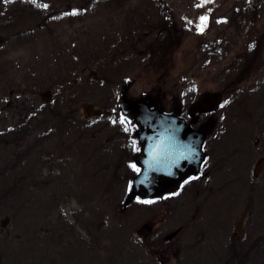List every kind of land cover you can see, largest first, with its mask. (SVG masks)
<instances>
[{"label": "rangeland", "instance_id": "1", "mask_svg": "<svg viewBox=\"0 0 264 264\" xmlns=\"http://www.w3.org/2000/svg\"><path fill=\"white\" fill-rule=\"evenodd\" d=\"M172 2L181 11L171 32L155 34L143 22H163L161 13L141 16L134 31L130 14L110 12L115 4L104 0H0V264H264V163L251 175L264 152V85L250 83L264 73V0ZM159 38L170 42L161 64L149 45ZM223 86L230 104L208 115L220 118L226 165L165 204L125 201L131 176L120 148L129 122L113 113L121 97L171 98L183 87L189 103ZM90 105L103 113L87 116ZM232 161L237 171L247 162L251 184L228 187ZM243 210L250 237L228 249ZM151 222L160 227L138 232Z\"/></svg>", "mask_w": 264, "mask_h": 264}, {"label": "flooded vegetation", "instance_id": "2", "mask_svg": "<svg viewBox=\"0 0 264 264\" xmlns=\"http://www.w3.org/2000/svg\"><path fill=\"white\" fill-rule=\"evenodd\" d=\"M89 0H85V2H88ZM105 1V7L108 6V8L111 5H114L113 7H110L109 11L110 12H123L126 14H130L127 15V19L131 16L132 20L130 25V28H133L135 31L136 27H140L141 24V16L144 17V19H151L152 17L156 16V12L157 13H161L163 15V18L165 19L163 22H151V23H147L146 21H144L143 26L148 29L149 31L154 32L155 34H157V30H158V34L162 33L163 31L166 32H171V27L173 25V15L174 14H178L180 13L179 10L180 8L174 9L173 6V0H104ZM138 3H142L144 6V9L147 12L142 11L140 8L141 6ZM156 4H160L159 7H157ZM87 8V7H86ZM85 7H83L80 12L85 13L86 9ZM147 8V9H146ZM150 10V11H149ZM132 12V13H130ZM108 14V13H107ZM132 14H134V16H132ZM147 16V17H146ZM146 17V18H145ZM140 25V26H137ZM141 28V27H140ZM149 33V34H151ZM152 35V34H151ZM125 38L127 39V42L129 44H133V45H139V39L138 38H133V42L130 41V35L125 34ZM3 40V38H0V43ZM157 43H151L149 45L152 46V48L154 49L153 52H151L152 56L153 55H157L158 59L160 61L161 64V60L163 59H167L168 55H167V49L170 46V42H168L166 39H157L156 40ZM216 41H219V39H217ZM155 42V40L153 41ZM150 55L149 59L150 61L153 62V60H151L152 56ZM155 55V57H156ZM159 64V66H160ZM164 65L162 64V67ZM152 67V65H151ZM157 71L155 72L157 75V77L161 76V75H166L168 76L167 72L164 69H160L157 68ZM247 77V76H246ZM252 79L250 81V83L254 84L255 86L260 85L263 86L264 85V73L261 76H257V75H252ZM240 76L235 80H230L229 82L233 84V86L237 83H239L238 81L240 80ZM233 89H241V86H236L233 87ZM186 88V85L184 86ZM189 87V86H187ZM184 88V89H185ZM190 88V87H189ZM183 87L182 89L178 92V94H173L171 95V98H165L163 96H161V92L159 91L158 93H156L155 95H152V98H150L148 95H143V96H139V98H144L150 105L151 107H157L159 109H163V111L169 112V113H174L177 114L178 116H182L184 118L185 122H188L190 124V126H192L195 129H198L202 132H204V137L201 143V150L204 153V157L201 160L199 166H198V170L196 172H192L191 174L187 175L186 177H184L182 180H180V182L177 184V187L173 188L172 190H170L168 193L163 194L160 197H156L153 198L152 200H160L162 203L165 204V199H169V198H177L180 197V195L182 194V192H186V193H190L192 191H197L203 187H205V185L208 183L207 179H208V175L215 172L216 169L221 168V163L223 164V166L226 165V163L222 162V158L220 157V149L221 146L219 145L221 141H223L222 137L226 136V135H222L220 133H218L219 131V126L221 125V123L219 122L220 118H214L212 116H209L210 111H214L215 113V108H218L219 106H225L228 104H230V101H227L228 97H223V99L221 98V95H225V88L224 86L222 87V89H219L217 91H213L212 92H202V93H198V96H195V98L187 103V99H186V90H184ZM195 93V91H194ZM239 94V93H236ZM213 95H217L218 99L217 101L213 104L210 101V98ZM126 95L122 96L125 97ZM236 96V95H235ZM233 96H231L230 98L232 99ZM189 98V97H188ZM201 112V113H200ZM103 113V110L100 109L99 110V115ZM113 113L116 114V116H120V120H125L127 122H129V127L127 128V130H129V135L128 138L126 139V142H124V144L122 145V147L120 148V150L123 152V154L125 156H127V159H125V167H127V169L130 171L129 173H127V178L129 176H131V178H129L130 180V184H131V179L132 176L138 172V169H140L139 165H137L135 159L138 155V153L140 152V143L137 139V132H138V126L136 124V122L128 117H125L121 114L120 110L118 111H113ZM198 113V114H197ZM200 113V114H199ZM197 114V115H195ZM220 123V124H219ZM212 127L213 130H212ZM113 137V136H112ZM231 138H233V136H231ZM109 139V137L107 138ZM235 141V139H233ZM233 144H235L234 142H232ZM231 144L232 149L230 148L229 154H227V158L229 159L228 162L231 160H234V156H236V149H235V145ZM256 148H259L258 145L255 143L254 144ZM112 151H114V149H112ZM248 155V154H247ZM220 158H221V162H220ZM261 158L262 160V166L264 163V152L257 157ZM232 165L229 168L228 167V172H230V182L228 183V187L230 186L235 187V185L240 184L241 186L245 185H249L251 184V180L249 181L248 179H245V177H243L242 174L247 173L248 168L246 167L247 162L242 165L244 166H240L241 168H238L237 171V167H236V162L232 161ZM43 164L44 167H48L50 166V163H41ZM234 166V167H233ZM54 167H56L57 169L58 166L56 163H54ZM236 169V170H235ZM246 169V170H245ZM220 172H224V171H220ZM228 172H224L225 174ZM253 172V169H252ZM253 176H255L253 173L251 174ZM224 185H226V182H224ZM174 192V193H173ZM170 195V196H169ZM85 200H89L87 198H84ZM131 200V196L130 194L126 196V200L125 201H130ZM82 200V199H81ZM80 200V201H81ZM84 201V200H82ZM234 205V204H233ZM228 207L224 206L223 209H227ZM223 209H220V211L222 212ZM224 210V211H225ZM228 210V209H227ZM248 213L246 210H243L239 216L237 217V220L235 221L234 226L238 225L239 223V230H236V228L232 231L233 233L230 235V240H229V244H228V249H238V243L237 241L240 240L242 235H246L245 237L248 238L250 237L249 234V229L246 231L245 229H247V218H248ZM221 216V217H220ZM228 224V220L226 215H222L221 213L219 214V219L216 220V227L221 228L222 233H226V227ZM249 224V223H248ZM184 224H181L179 227H177L175 230L171 231L170 233H168L167 235H165L163 237L164 241L168 242L169 238H175L176 237V233H180V231H183V227ZM145 228H142L141 230H138V232L140 233H150L152 231H155L156 228H159L160 226L157 225V223L155 222H151L148 224H144L143 225ZM218 232V233H220ZM157 233V232H155ZM218 233L216 232L214 234V238L216 239V242L219 243L220 238L218 237ZM158 234V233H157ZM205 247V246H204Z\"/></svg>", "mask_w": 264, "mask_h": 264}, {"label": "water", "instance_id": "3", "mask_svg": "<svg viewBox=\"0 0 264 264\" xmlns=\"http://www.w3.org/2000/svg\"><path fill=\"white\" fill-rule=\"evenodd\" d=\"M214 103L217 95L211 97ZM121 111L133 118L138 126L141 150L136 158L139 171L133 176L131 194L160 196L191 172L197 170L204 154L200 146L204 132L194 129L176 114L151 107L144 98H126L120 102ZM94 113H98L94 110ZM257 160L253 172L261 167Z\"/></svg>", "mask_w": 264, "mask_h": 264}, {"label": "snow or ice", "instance_id": "4", "mask_svg": "<svg viewBox=\"0 0 264 264\" xmlns=\"http://www.w3.org/2000/svg\"><path fill=\"white\" fill-rule=\"evenodd\" d=\"M145 203H150V201H145Z\"/></svg>", "mask_w": 264, "mask_h": 264}]
</instances>
